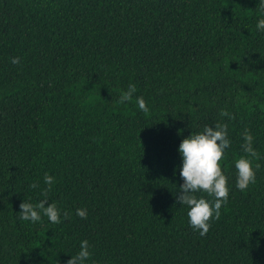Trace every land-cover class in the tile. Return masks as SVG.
Returning a JSON list of instances; mask_svg holds the SVG:
<instances>
[{
  "label": "trees",
  "instance_id": "obj_1",
  "mask_svg": "<svg viewBox=\"0 0 264 264\" xmlns=\"http://www.w3.org/2000/svg\"><path fill=\"white\" fill-rule=\"evenodd\" d=\"M259 3L0 0V264H67L84 240V264H264ZM129 84L137 91L119 103ZM216 123L228 125L229 196L202 237L176 202L178 148ZM246 128L259 158L242 192ZM45 173L59 224L19 218L21 202L45 199Z\"/></svg>",
  "mask_w": 264,
  "mask_h": 264
},
{
  "label": "clouds",
  "instance_id": "obj_2",
  "mask_svg": "<svg viewBox=\"0 0 264 264\" xmlns=\"http://www.w3.org/2000/svg\"><path fill=\"white\" fill-rule=\"evenodd\" d=\"M259 7L261 12H264V0H260ZM256 28L258 31L264 32V18L257 21ZM20 62L19 57L11 58V63L14 65H18ZM136 91L135 84H129L127 91L121 93L118 102L131 101ZM136 103L143 112L147 113L149 111L142 96L136 98ZM220 115L228 117L229 120L235 119V116L226 110H221ZM227 129L228 125L226 123H216L214 127L205 125L202 132L191 133V135L184 138L178 148V152L182 157L180 177L183 183L180 185L176 202L188 206L189 224L194 230L199 231V235L202 237L209 232L211 221L220 218V209L228 201V179L222 173L220 165L225 149L230 146ZM242 136L244 140L242 149L246 155L235 162V168L237 169L235 186L243 192L250 184L256 182L252 159H258L259 153L253 148L254 138L250 130L246 128ZM256 168H259V164L256 165ZM54 182V177L45 173L44 183L48 186L42 193L45 199L36 204L21 202L19 205L20 212L18 213L21 220L33 223L39 222L41 221L42 212L51 223H61L60 210L56 204L48 203L45 206L48 201L47 193ZM38 186L37 184L30 185L32 188ZM198 192L206 193L207 196L213 197V199L209 201L204 196L198 197L196 195ZM76 215L81 219H86L88 213L86 209L81 208L76 210ZM63 216L64 219H67L69 214L64 212ZM90 255L88 241L84 240L80 244V251L75 256H71L67 260V264H84Z\"/></svg>",
  "mask_w": 264,
  "mask_h": 264
}]
</instances>
